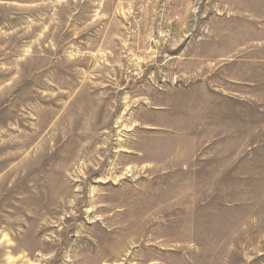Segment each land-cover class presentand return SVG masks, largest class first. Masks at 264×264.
Segmentation results:
<instances>
[{
    "label": "rangeland",
    "instance_id": "374dc122",
    "mask_svg": "<svg viewBox=\"0 0 264 264\" xmlns=\"http://www.w3.org/2000/svg\"><path fill=\"white\" fill-rule=\"evenodd\" d=\"M0 264H264V0H0Z\"/></svg>",
    "mask_w": 264,
    "mask_h": 264
}]
</instances>
